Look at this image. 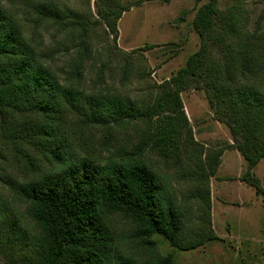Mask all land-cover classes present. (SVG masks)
I'll list each match as a JSON object with an SVG mask.
<instances>
[{
	"label": "trees",
	"instance_id": "trees-1",
	"mask_svg": "<svg viewBox=\"0 0 264 264\" xmlns=\"http://www.w3.org/2000/svg\"><path fill=\"white\" fill-rule=\"evenodd\" d=\"M230 1L225 8L219 0L198 7L193 26L202 39L201 47L164 82L163 90L144 109L116 95L86 98L90 102L86 116L92 123L86 126L111 127L140 119L155 123L148 140L135 145L133 151H116L117 157L110 153L109 160L102 163L87 155L68 159L55 138L60 133L63 107H82V60L75 57L73 77L61 82L47 62L48 56L40 53L36 38L47 24L76 31L69 26L77 23L81 36L86 24L76 21L80 20L76 11L67 13L44 0H7L6 4L0 0V114L23 117L28 132L21 138L40 145L63 165L59 171L13 182L14 193L25 205L23 222L11 211L4 212L0 202V248L6 264H17L18 249H9L18 237L22 239L19 264H177L173 254L156 253V236L174 247L180 245L183 219L166 198L162 176L144 156L147 149L155 150L169 165H181L179 151L184 147L186 159L194 160L197 168L192 171L200 183L196 194L206 201L209 212L208 180L216 174L226 148H235L244 156L248 161L244 177L258 185L251 172L264 158V12L252 30L246 7L249 0ZM22 6L28 8L23 13L35 14L29 19L33 21L30 33ZM127 9L109 6L99 11L114 41L117 21ZM192 87L205 91L216 118L231 131V144L206 148L194 138L181 98ZM182 134L187 136L185 142ZM25 155L27 167L33 171L34 160ZM116 214L133 223L127 241L117 237L110 224ZM26 221L33 225L32 233L26 234ZM189 244L188 248L193 247Z\"/></svg>",
	"mask_w": 264,
	"mask_h": 264
},
{
	"label": "rangeland",
	"instance_id": "rangeland-1",
	"mask_svg": "<svg viewBox=\"0 0 264 264\" xmlns=\"http://www.w3.org/2000/svg\"><path fill=\"white\" fill-rule=\"evenodd\" d=\"M1 1L6 4L7 0ZM44 1L67 13L76 11L80 20H74L84 22L87 29L81 36L78 33L81 26L77 23L69 26L75 27L76 31L47 24L41 35L36 36L40 53L48 56L46 60L61 82L65 77L71 78L75 57L82 60L79 83L85 94L82 107L78 110L63 107L58 125L60 133L55 138L64 146L68 159L73 160L87 155L103 163L109 160L110 153L117 157L116 151L120 154L125 149L133 151L135 145L153 135L155 123L140 119L111 127L86 126L92 124L86 116L90 107L86 98L116 95L122 100L134 101L144 109L142 106L153 101L163 90L164 82L184 67L189 56L201 47L202 39L193 20L198 7L208 0ZM219 2L221 8L231 5L230 0ZM109 6L129 8L117 21V41L99 12ZM246 7L249 28L256 29L257 19L264 12V0H249ZM22 9L23 13L28 8L22 6ZM22 13L24 21L30 24V33L33 21L29 19L33 20L35 14ZM261 28L264 29V18ZM126 68L127 72H124ZM181 98L194 138L204 147L217 148L233 142L229 127L216 118L204 90L192 87L183 91ZM23 120V117L0 114V202L4 212L11 211L22 222L25 205L14 193L13 182L56 172L63 167L40 145L21 138L24 131L28 132ZM185 135L182 134L184 142L187 140ZM25 154L34 160L33 171L27 167ZM187 154L182 146L179 151L181 165L167 164L153 149H147L144 154L152 168L162 176L166 198L172 201L183 219L180 245L174 247L163 237L156 236L157 255L173 254L177 264H264V158L251 172L258 181L256 186L244 177L248 161L237 149L226 148L216 174L208 180L209 212L206 201L196 194L200 183L192 171L197 168L194 160L186 159ZM26 224L29 229L26 234L32 233L31 222L26 221ZM110 224L117 237L128 240L133 229L130 219L116 214L111 216ZM21 241V237L15 238L11 242L13 248L9 249H18L17 264L20 263L18 247ZM189 243L193 247L188 248ZM5 257L0 248V264H6Z\"/></svg>",
	"mask_w": 264,
	"mask_h": 264
}]
</instances>
